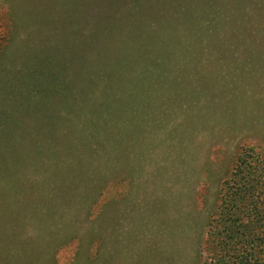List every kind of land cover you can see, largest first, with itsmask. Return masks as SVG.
Returning a JSON list of instances; mask_svg holds the SVG:
<instances>
[{
	"label": "trees",
	"instance_id": "trees-1",
	"mask_svg": "<svg viewBox=\"0 0 264 264\" xmlns=\"http://www.w3.org/2000/svg\"><path fill=\"white\" fill-rule=\"evenodd\" d=\"M29 2L6 6L30 84L0 101V264H56L70 243L72 264H264V156L240 147L213 1L50 0L44 25ZM216 144L222 178L205 176Z\"/></svg>",
	"mask_w": 264,
	"mask_h": 264
},
{
	"label": "rangeland",
	"instance_id": "rangeland-1",
	"mask_svg": "<svg viewBox=\"0 0 264 264\" xmlns=\"http://www.w3.org/2000/svg\"><path fill=\"white\" fill-rule=\"evenodd\" d=\"M12 1L10 0L11 3ZM49 1L30 0L31 3L29 2L27 7V17L32 14L34 18L32 16L31 18L35 20L36 24L44 25L47 22ZM163 1L172 0H160L161 3ZM212 1L217 9L222 12L226 22L223 40H219L215 36L208 40L211 53L218 55L226 64L225 66H228L229 63L238 69L233 70L232 75L229 77L235 83L234 91L238 118L241 119L250 135V140L243 139L240 142V145H242L240 147L255 145L253 153L262 157L264 156V0ZM6 2L7 0H5V3L4 0H0V101H7L13 93L19 92L20 88L24 89L25 86L30 84L27 74L29 65L19 57L6 41L10 27V17L6 9L7 4L10 2H7V4ZM14 6L20 14L26 7V5L17 4ZM29 21L31 20L29 19ZM224 46L227 51L221 52ZM243 59L245 61H242ZM247 59H250V64ZM225 81L223 80V83ZM217 94L219 95V93ZM210 95L214 96V93H210ZM222 99L224 101L223 107L225 106L226 110L222 112L223 118H220V122L226 128L225 133L227 135L232 130L229 122L233 120L235 115H232V111L229 110L230 106H227L225 91ZM207 133L215 136L216 132L214 128H209L202 134ZM207 155V173L205 172V176L216 174L217 177L222 178L231 168L233 162L232 149L216 144L209 148ZM208 178L203 182L201 177L198 185L200 186L203 183L207 185L211 181ZM112 189V186L109 187L92 207V216H95L101 205L113 196ZM74 251V243L61 247L56 253V264H72Z\"/></svg>",
	"mask_w": 264,
	"mask_h": 264
}]
</instances>
